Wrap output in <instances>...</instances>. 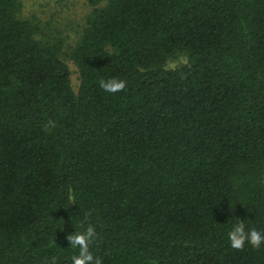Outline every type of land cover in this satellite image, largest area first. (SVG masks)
<instances>
[{
	"label": "trees",
	"instance_id": "16d2710c",
	"mask_svg": "<svg viewBox=\"0 0 264 264\" xmlns=\"http://www.w3.org/2000/svg\"><path fill=\"white\" fill-rule=\"evenodd\" d=\"M87 2L74 91L0 0V264H71L89 224L101 264H264L228 241L264 232V0Z\"/></svg>",
	"mask_w": 264,
	"mask_h": 264
},
{
	"label": "rangeland",
	"instance_id": "374dc122",
	"mask_svg": "<svg viewBox=\"0 0 264 264\" xmlns=\"http://www.w3.org/2000/svg\"><path fill=\"white\" fill-rule=\"evenodd\" d=\"M20 19L32 21L40 31L35 38L45 41L60 40L62 42L61 58L70 71V81L74 91L78 85V74L73 63L68 59L70 50L76 45L85 21L91 12L87 0H20ZM187 57L178 55L169 58L166 69H174L185 64Z\"/></svg>",
	"mask_w": 264,
	"mask_h": 264
},
{
	"label": "clouds",
	"instance_id": "9594fccd",
	"mask_svg": "<svg viewBox=\"0 0 264 264\" xmlns=\"http://www.w3.org/2000/svg\"><path fill=\"white\" fill-rule=\"evenodd\" d=\"M99 86L106 92H116L125 87V81L115 78L101 79ZM70 192L71 190H69V199L71 200ZM95 237V228L91 224L85 227L82 232L75 231L72 235L68 236L69 243L73 247L78 248V254L72 257L71 264H101L100 260L94 259L92 253L89 251V244ZM228 241L230 247L236 251L241 250L245 243L256 248L264 243V232L250 228L245 233L243 222L238 220L228 232Z\"/></svg>",
	"mask_w": 264,
	"mask_h": 264
}]
</instances>
